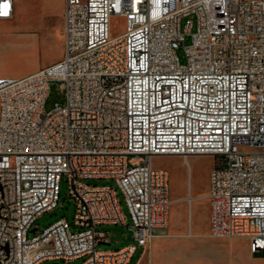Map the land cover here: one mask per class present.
<instances>
[{"label":"built area","instance_id":"built-area-1","mask_svg":"<svg viewBox=\"0 0 264 264\" xmlns=\"http://www.w3.org/2000/svg\"><path fill=\"white\" fill-rule=\"evenodd\" d=\"M15 7L0 0V19ZM63 34L60 60L0 76V264H129L168 227L169 173L153 164L167 154L213 157L210 235L264 252V0H65ZM51 81L66 101L45 112ZM62 180L73 222L38 230ZM102 224L133 241L98 248Z\"/></svg>","mask_w":264,"mask_h":264},{"label":"rangeland","instance_id":"rangeland-1","mask_svg":"<svg viewBox=\"0 0 264 264\" xmlns=\"http://www.w3.org/2000/svg\"><path fill=\"white\" fill-rule=\"evenodd\" d=\"M21 8L23 4H20ZM44 7L27 9L19 15L16 21L0 20V31H9L13 29L17 33L35 34L38 37L36 42L29 35H13L6 38L0 35V74L10 76H20L29 71H33L38 64H46L54 59L59 60L64 52V34H63V17L60 10L63 6V0H44ZM191 19L195 21L194 15H189L181 19V26L184 27L186 22ZM126 30V21L124 17L114 15L111 18V35L116 36ZM195 30V26H193ZM191 35L185 38V44H190ZM183 48L180 47L178 52L182 55ZM66 101L65 90L61 87V82L51 81L49 93L43 105V111L48 112L56 107L57 104H64ZM182 155L167 154L153 159L157 167L167 165L166 169L171 172V187L174 197H191L190 202L186 198L179 200L185 201L176 203L171 211V219H177L178 224H188L192 222L194 231L202 234L206 228H201V218L207 220L210 211L208 199L204 196L207 194L208 168L213 165V157L210 154L203 156L194 155L191 157L192 168L188 179V169L179 166ZM90 184H113V181L106 179H88ZM190 181V182H189ZM174 188V190H173ZM120 201L128 215V222L131 223L128 208L124 201L122 192L119 194ZM199 205H198V204ZM75 213V201L71 198L66 180H62L60 197L58 205L51 211L43 212L34 222L38 230H42L58 219L66 217L73 222ZM183 219V220H182ZM100 229L109 233L110 243L99 244L98 248L117 249L124 244L133 241L132 230L121 224H102ZM165 233L167 230H161ZM154 239V238H153ZM152 239V241H153ZM232 239V238H231ZM152 243V242H151ZM150 243V244H151ZM238 245L245 243V239L236 241ZM141 248L132 258L130 264H134ZM256 256H263L264 252L255 253ZM87 257H80L70 261L64 260H45L40 264H81ZM143 261L140 264H147Z\"/></svg>","mask_w":264,"mask_h":264},{"label":"crops","instance_id":"crops-1","mask_svg":"<svg viewBox=\"0 0 264 264\" xmlns=\"http://www.w3.org/2000/svg\"><path fill=\"white\" fill-rule=\"evenodd\" d=\"M22 1H23L22 2L23 7L21 8L20 3H17L16 0L15 14L12 18L0 19V20L16 21V19L19 18V15L25 12L27 9L44 7L43 5L44 0H22ZM60 10L62 11L63 26H64V0H63V6ZM22 34L33 37V39H35L34 42L38 40V37L35 34H29L24 32L17 33L16 31H13V29L9 31H0V35H5L6 38H10L13 35H22ZM57 61L58 60L54 59L50 62H47L44 65L38 64L39 68L33 71H29L20 76H13V77H21L27 75L40 68L53 64ZM0 76H10V75L0 74ZM161 156H156V157H161ZM192 156L194 155H189L187 157L189 173L192 168V162H191ZM166 166L167 165H163L158 168H163L167 170L169 173V189H170L169 195L171 199V204L169 208V221H168L169 224L166 229L167 232L163 233L159 231L154 237L152 243L145 250L142 249L140 250L134 264H140L143 261V259L144 261H147L148 259L147 264H264V255L256 256L255 253L257 252L251 251L250 240L248 238L235 237L232 239L231 238L218 239L210 235L211 206L207 220L204 219V217L201 218L200 227L206 228V232H203L202 234L196 233L194 231V226L191 221H189L188 224L182 223L181 225L178 224L177 219H173V218L171 219V211L172 208H174V205L176 204L174 203V201L182 200L188 196L174 197L170 183L171 172L168 169H166ZM211 168H208L207 194L209 191V175ZM207 194L204 196L208 199ZM184 202L185 201H181L180 203H184ZM208 202L210 205L209 199ZM239 239H245V243L238 245L236 241Z\"/></svg>","mask_w":264,"mask_h":264},{"label":"bare ground","instance_id":"bare-ground-1","mask_svg":"<svg viewBox=\"0 0 264 264\" xmlns=\"http://www.w3.org/2000/svg\"><path fill=\"white\" fill-rule=\"evenodd\" d=\"M22 0H17V3H20V4H22ZM64 8H65V0H64ZM196 155H198V156H203V155H206V154H196ZM189 155H182V160H181V162L179 163V166L182 168L183 166H185L187 169H188V179H189V177H190V173H189V168H188V163H187V157H188ZM190 182V181H189ZM173 190H174V188H173ZM207 197H208V195H207ZM190 198L191 197H186V199H187V201L188 202H190ZM208 199H209V197H208Z\"/></svg>","mask_w":264,"mask_h":264},{"label":"water","instance_id":"water-1","mask_svg":"<svg viewBox=\"0 0 264 264\" xmlns=\"http://www.w3.org/2000/svg\"><path fill=\"white\" fill-rule=\"evenodd\" d=\"M102 244H109V242H101Z\"/></svg>","mask_w":264,"mask_h":264}]
</instances>
